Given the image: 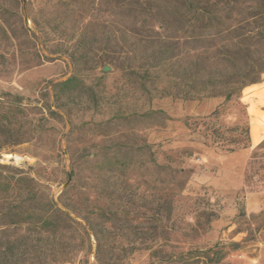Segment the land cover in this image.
Here are the masks:
<instances>
[{
  "label": "rangeland",
  "instance_id": "1",
  "mask_svg": "<svg viewBox=\"0 0 264 264\" xmlns=\"http://www.w3.org/2000/svg\"><path fill=\"white\" fill-rule=\"evenodd\" d=\"M153 16L114 0H0V96L25 109L1 133L0 179L27 176L39 209L77 223L42 234L1 220L0 264H209L219 250L216 264H264V73L237 101L207 97L212 50L179 40L162 54L180 34ZM236 126L246 148L213 143Z\"/></svg>",
  "mask_w": 264,
  "mask_h": 264
},
{
  "label": "trees",
  "instance_id": "2",
  "mask_svg": "<svg viewBox=\"0 0 264 264\" xmlns=\"http://www.w3.org/2000/svg\"><path fill=\"white\" fill-rule=\"evenodd\" d=\"M114 3L119 8L127 9L128 13L140 16L154 13L153 19L164 28L174 27L180 36L174 43L166 40L162 45L159 44L162 54L174 49L179 40L185 43L191 40L190 43L194 44L191 49L197 56L206 55V52L201 54L199 51L212 50V59L218 68V81L215 78L217 82H214L212 77L208 80L207 77L208 82L198 78L197 83L207 91V97L223 96L224 103L237 101L247 87L260 83L264 73V0H114ZM140 26L135 33L138 36L150 31L142 24ZM71 59L76 72L80 64L74 58ZM81 65L84 69L87 67L86 62ZM72 79L74 77L57 84V87L68 86ZM0 98V137L6 139L9 132L14 130L18 115L25 109L21 107L22 98L19 96L5 93ZM217 115L218 109H215L210 116ZM2 132L8 133L7 136ZM211 135L213 143L229 151L246 148L250 143L248 126L213 129ZM17 141L13 135V140L4 145ZM3 168L23 173L17 169ZM31 182L27 176L15 178L13 175L0 179L2 206L8 202L12 191L19 193L13 208L8 207L6 211L0 212V221L7 219V224L25 226L26 230L42 234L59 229L67 231L71 229L72 223L77 224L55 205L51 209H39L37 192L30 186ZM89 228L93 230L91 224ZM233 247L237 249L238 246L233 244ZM214 254V258H205L207 263L216 264L225 256L221 250Z\"/></svg>",
  "mask_w": 264,
  "mask_h": 264
},
{
  "label": "bare ground",
  "instance_id": "3",
  "mask_svg": "<svg viewBox=\"0 0 264 264\" xmlns=\"http://www.w3.org/2000/svg\"><path fill=\"white\" fill-rule=\"evenodd\" d=\"M7 159H13L15 162L19 163L21 159L17 156H6Z\"/></svg>",
  "mask_w": 264,
  "mask_h": 264
},
{
  "label": "water",
  "instance_id": "4",
  "mask_svg": "<svg viewBox=\"0 0 264 264\" xmlns=\"http://www.w3.org/2000/svg\"><path fill=\"white\" fill-rule=\"evenodd\" d=\"M104 71H108V68H107V67H105V68H104Z\"/></svg>",
  "mask_w": 264,
  "mask_h": 264
}]
</instances>
